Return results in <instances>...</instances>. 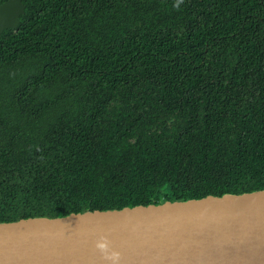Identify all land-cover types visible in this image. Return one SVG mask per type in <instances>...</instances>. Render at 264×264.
<instances>
[{
	"label": "trees",
	"instance_id": "1",
	"mask_svg": "<svg viewBox=\"0 0 264 264\" xmlns=\"http://www.w3.org/2000/svg\"><path fill=\"white\" fill-rule=\"evenodd\" d=\"M22 1L0 223L264 190V0Z\"/></svg>",
	"mask_w": 264,
	"mask_h": 264
},
{
	"label": "water",
	"instance_id": "2",
	"mask_svg": "<svg viewBox=\"0 0 264 264\" xmlns=\"http://www.w3.org/2000/svg\"><path fill=\"white\" fill-rule=\"evenodd\" d=\"M25 12L0 4V35ZM0 264H264V190L0 223Z\"/></svg>",
	"mask_w": 264,
	"mask_h": 264
}]
</instances>
